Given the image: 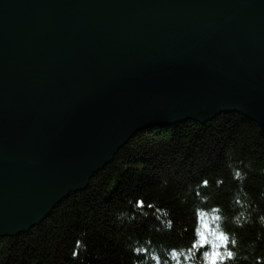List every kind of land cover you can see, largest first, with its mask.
<instances>
[{"label": "water", "instance_id": "1", "mask_svg": "<svg viewBox=\"0 0 264 264\" xmlns=\"http://www.w3.org/2000/svg\"><path fill=\"white\" fill-rule=\"evenodd\" d=\"M230 113L264 138V0H0V238L141 132Z\"/></svg>", "mask_w": 264, "mask_h": 264}, {"label": "trees", "instance_id": "2", "mask_svg": "<svg viewBox=\"0 0 264 264\" xmlns=\"http://www.w3.org/2000/svg\"><path fill=\"white\" fill-rule=\"evenodd\" d=\"M213 244L216 264H264V138L239 113L141 132L42 223L0 238V264H210Z\"/></svg>", "mask_w": 264, "mask_h": 264}, {"label": "snow or ice", "instance_id": "3", "mask_svg": "<svg viewBox=\"0 0 264 264\" xmlns=\"http://www.w3.org/2000/svg\"><path fill=\"white\" fill-rule=\"evenodd\" d=\"M199 231V230H198ZM220 240H224L225 237L221 234L219 237ZM206 242V237L203 232L200 233V243L203 244ZM218 247V245L213 244V252L207 254L209 256L210 264H216V260L220 257V254L215 250ZM229 256H231V253H228Z\"/></svg>", "mask_w": 264, "mask_h": 264}]
</instances>
